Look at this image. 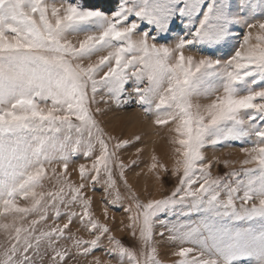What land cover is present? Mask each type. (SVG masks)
I'll list each match as a JSON object with an SVG mask.
<instances>
[{
	"label": "snow or ice",
	"instance_id": "obj_1",
	"mask_svg": "<svg viewBox=\"0 0 264 264\" xmlns=\"http://www.w3.org/2000/svg\"><path fill=\"white\" fill-rule=\"evenodd\" d=\"M129 108L170 133L146 202L144 137L107 130ZM0 234V264H264V0H0Z\"/></svg>",
	"mask_w": 264,
	"mask_h": 264
},
{
	"label": "rangeland",
	"instance_id": "obj_2",
	"mask_svg": "<svg viewBox=\"0 0 264 264\" xmlns=\"http://www.w3.org/2000/svg\"><path fill=\"white\" fill-rule=\"evenodd\" d=\"M107 11L108 9H102ZM201 103H207V101H201ZM108 131L112 132L114 135L123 136L126 139L132 140L135 136L141 135L144 137V143L146 145L145 154L143 158V163L140 167L135 169L131 174H128L129 183L133 186L134 190L139 195L142 201H147L149 199H158L169 194L171 189L176 184V179L171 176V169L174 164V157L172 154L171 146L168 143L167 137L170 133L167 131V127L163 130L157 129L151 122L150 119H146L144 113L138 108H129L124 111L116 112L109 118ZM157 132L161 134L159 136L155 135ZM155 148L156 154L160 155L163 162L168 165L169 173L162 174L163 181L158 182L152 173L148 172L147 165L150 163V154ZM212 155V153H209ZM219 156L221 160L231 161V166L228 168L220 165L215 170L214 174H220L221 172H228L232 170L239 171L241 168V162L246 158L245 155L239 151L238 147L235 148H224L222 151L215 153ZM131 157V152L125 155V161ZM89 161L80 160L79 163H86ZM248 167H251L249 165ZM59 171V169H57ZM72 179L79 183L78 173L76 171V165H73L69 169ZM135 172H140L139 176L135 175ZM118 179V177H117ZM123 191V189H121ZM88 195L93 199L92 211L95 217L101 222L106 223L113 229L117 239L121 240L125 244L130 242V237L127 230L120 231V228L124 223H127L126 215L123 213H114L111 208H109V219L105 218L104 215V199L105 197L99 193H93L91 190L88 191ZM24 201H21L23 204ZM114 216V219L111 217ZM75 231V227H73ZM79 235L84 236L85 239L89 238L87 233L81 231ZM3 240L2 234H0V241ZM174 248H168L164 250L163 259L165 264H175L179 258L171 255Z\"/></svg>",
	"mask_w": 264,
	"mask_h": 264
}]
</instances>
